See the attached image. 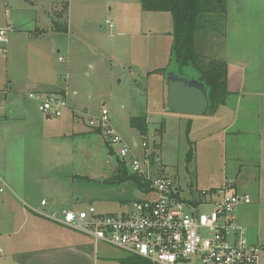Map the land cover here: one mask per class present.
Wrapping results in <instances>:
<instances>
[{
	"label": "rangeland",
	"instance_id": "374dc122",
	"mask_svg": "<svg viewBox=\"0 0 264 264\" xmlns=\"http://www.w3.org/2000/svg\"><path fill=\"white\" fill-rule=\"evenodd\" d=\"M64 21L66 30H55ZM225 23L223 14L209 15L195 34L205 61L224 60ZM248 25L250 34H264V23ZM4 27L12 30L0 41V264H13L12 245L32 220L44 218L36 212L42 197L50 206L93 205L109 214L129 211L134 199L149 195H135L132 180H115L122 165L114 154L118 145L106 140L108 127L130 146L146 140V151L160 160L157 175L181 187L180 200L228 180L250 198L256 191V178L247 175L257 154L245 135L218 126L216 111L191 115L167 106L166 74L155 70L169 60V12L143 11L140 0H0ZM39 84L66 93L61 116L46 118L27 97ZM131 117L145 118V135L130 125ZM100 246L102 253L125 254Z\"/></svg>",
	"mask_w": 264,
	"mask_h": 264
},
{
	"label": "built area",
	"instance_id": "2783aa9c",
	"mask_svg": "<svg viewBox=\"0 0 264 264\" xmlns=\"http://www.w3.org/2000/svg\"><path fill=\"white\" fill-rule=\"evenodd\" d=\"M106 23L113 27L110 21ZM11 30L0 28L1 42L7 41ZM27 97L47 118L59 117L68 109L66 93L30 91ZM107 113L101 110V127L107 125ZM89 125L94 126V121ZM105 132L107 142L118 145L117 160L147 184L139 193L149 195L134 199L129 211L109 214L97 212L93 205L76 211H46L47 201L42 199L38 214L137 257V264H259L261 246L249 241L246 229L234 216L237 207L251 199L235 192L232 181L180 200L181 187L157 175L160 160L146 151V140L130 146L114 128ZM135 148L142 151L137 153Z\"/></svg>",
	"mask_w": 264,
	"mask_h": 264
},
{
	"label": "crops",
	"instance_id": "0c3cea01",
	"mask_svg": "<svg viewBox=\"0 0 264 264\" xmlns=\"http://www.w3.org/2000/svg\"><path fill=\"white\" fill-rule=\"evenodd\" d=\"M225 21L228 35L224 61L227 65L228 94L225 103L215 111L220 123L218 126L228 130L234 128L232 132L235 135H245L246 147L255 150L257 154L254 167L247 175V178H256L257 189L249 203L237 207L234 216L246 229L249 241L261 246L259 264H264V34H250L248 25L253 22L264 23V0H226ZM248 37L253 38L252 41H248ZM47 87V84L34 85L31 91L57 92ZM5 91L7 94V90ZM232 184L234 191L238 193L235 182L232 181ZM239 193L250 197L246 192ZM138 194L137 188L135 195ZM42 199L45 198L42 197L40 201ZM62 209L65 208L50 206L48 202L45 207L46 211ZM45 218L41 221L32 220L26 233L12 245L9 256L13 264L139 262V259L134 262L125 261L130 256L126 252L124 255H117L115 251L102 253L100 245L113 246L95 242L86 234ZM28 222L29 218H26L19 228L25 227Z\"/></svg>",
	"mask_w": 264,
	"mask_h": 264
},
{
	"label": "trees",
	"instance_id": "16d2710c",
	"mask_svg": "<svg viewBox=\"0 0 264 264\" xmlns=\"http://www.w3.org/2000/svg\"><path fill=\"white\" fill-rule=\"evenodd\" d=\"M63 10H67V2H63ZM143 11L169 12L172 19L171 44L169 60L166 65L155 72L166 74L172 70L186 77L201 80L207 88L208 112L215 110L225 103L228 94L226 82V62L224 60L210 59L195 50V34L205 27L209 15L226 13V0H140ZM203 18H206L203 20ZM55 30H66L65 21L55 24ZM130 125L141 135L146 133V120L144 117H131ZM99 131V129H95ZM115 174L116 181L132 180L138 189H146V183L128 172L123 163ZM114 182V181H113ZM138 258L127 256L125 261L134 262Z\"/></svg>",
	"mask_w": 264,
	"mask_h": 264
},
{
	"label": "water",
	"instance_id": "95a60500",
	"mask_svg": "<svg viewBox=\"0 0 264 264\" xmlns=\"http://www.w3.org/2000/svg\"><path fill=\"white\" fill-rule=\"evenodd\" d=\"M166 86L167 106L172 112L191 115L207 113V88L201 80L169 70L166 72Z\"/></svg>",
	"mask_w": 264,
	"mask_h": 264
}]
</instances>
